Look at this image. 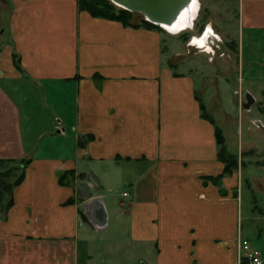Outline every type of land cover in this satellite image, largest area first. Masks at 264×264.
Segmentation results:
<instances>
[{
    "label": "crops",
    "instance_id": "1",
    "mask_svg": "<svg viewBox=\"0 0 264 264\" xmlns=\"http://www.w3.org/2000/svg\"><path fill=\"white\" fill-rule=\"evenodd\" d=\"M200 1L194 27L225 32L241 73L264 66V0ZM0 6V160L25 163L0 211V264H236L237 170L223 175L216 123L164 30L75 0Z\"/></svg>",
    "mask_w": 264,
    "mask_h": 264
},
{
    "label": "rangeland",
    "instance_id": "2",
    "mask_svg": "<svg viewBox=\"0 0 264 264\" xmlns=\"http://www.w3.org/2000/svg\"><path fill=\"white\" fill-rule=\"evenodd\" d=\"M197 1L199 10H204L205 6L201 4L200 0ZM2 14L4 15V12L0 6V30L5 28L6 22L5 18H1ZM198 15L195 17L194 24ZM132 22L136 23L137 21L133 19ZM194 24L192 28L179 34L170 35L164 30L161 35L165 45L175 46H172L174 50L170 51V56L175 52L184 54L183 60L181 57L175 58L176 60L172 57L170 59L176 65L181 66L179 71L188 72L194 76L198 92L207 105L204 113L212 118V123L213 120L215 121L216 127L217 125L220 127L228 152L234 153L239 161L240 168L237 169V179L243 199L238 219L239 232L249 237L253 243L264 246V66L252 64L250 70L249 66L243 65L241 73L240 63L236 62L234 54L236 50L233 48L232 51L228 46L229 43L226 41V34L223 31L219 32L214 29L211 31L216 36V38L211 36L207 40V43L211 41V44L209 43L207 46H211L212 54L206 52L204 50L206 48L201 49L193 46V38H196L195 45L199 41L197 37L201 36L206 27L200 31L197 26L194 27ZM230 32L235 34L233 30ZM183 33H186L187 36L181 35ZM3 39L1 36L0 44ZM218 76L221 80L217 78ZM219 80L225 81V83H219ZM247 93L254 99L249 110L242 108V104L246 102ZM29 105L30 103L26 105V108ZM33 109L38 113L37 107L34 106ZM36 145H39L41 151L45 144L42 140H36ZM20 164H23V161L6 160L0 170L8 169L10 171L13 169L10 172L13 175L10 180L14 181L20 174V170L15 168ZM66 177L65 181L73 182V178ZM81 215L86 223L98 231V226L91 222L88 205L84 206Z\"/></svg>",
    "mask_w": 264,
    "mask_h": 264
},
{
    "label": "trees",
    "instance_id": "3",
    "mask_svg": "<svg viewBox=\"0 0 264 264\" xmlns=\"http://www.w3.org/2000/svg\"><path fill=\"white\" fill-rule=\"evenodd\" d=\"M77 3V7L79 10L86 11L93 17L103 18L114 20L122 23L125 26L131 27H145L148 29H159L158 26H155L147 21H145L142 17H139L138 14L128 12L121 8L113 5L109 0H75ZM135 19L137 22L134 23L132 20ZM203 30L202 28L200 31ZM17 66V64H16ZM205 117V113H204ZM210 118V117H209ZM211 119V118H210ZM212 121V119H211ZM215 136L216 142L219 146L218 158L220 162L224 165L223 175H232V173L238 169L239 161L234 154L229 153L224 146V138L221 134L219 128L215 127ZM6 161V160H5ZM4 160H0V168L1 165L5 162ZM24 168L25 163L20 164L19 167L15 169L20 170V174L16 176L14 181H11L13 169L10 171L0 170V211L4 212L8 210L11 206V193L14 187L19 185L24 179ZM67 174L60 175L58 177L59 183H65Z\"/></svg>",
    "mask_w": 264,
    "mask_h": 264
},
{
    "label": "water",
    "instance_id": "4",
    "mask_svg": "<svg viewBox=\"0 0 264 264\" xmlns=\"http://www.w3.org/2000/svg\"><path fill=\"white\" fill-rule=\"evenodd\" d=\"M128 12L140 15L145 21L159 27L175 26L182 13L193 4V0H109ZM254 103L247 93L242 108L249 110Z\"/></svg>",
    "mask_w": 264,
    "mask_h": 264
},
{
    "label": "built area",
    "instance_id": "5",
    "mask_svg": "<svg viewBox=\"0 0 264 264\" xmlns=\"http://www.w3.org/2000/svg\"><path fill=\"white\" fill-rule=\"evenodd\" d=\"M206 31H207V27L202 32L201 36H203L206 33ZM212 35H214V33ZM209 43H207L206 41V44H209ZM190 44H191V41H190ZM236 264H264V246H259L253 243V241H251L250 238L239 236L237 239V263Z\"/></svg>",
    "mask_w": 264,
    "mask_h": 264
},
{
    "label": "bare ground",
    "instance_id": "6",
    "mask_svg": "<svg viewBox=\"0 0 264 264\" xmlns=\"http://www.w3.org/2000/svg\"><path fill=\"white\" fill-rule=\"evenodd\" d=\"M193 4H191L189 8H187L183 13L182 15L179 17L178 19V22L175 26H171V27H167V26H163L161 27L163 30H165L166 32H168L169 34H179L185 30H188L190 28H192L193 24H194V20H195V17H197L198 15V10H199V5H198V1L197 0H193L192 1ZM113 4V3H112ZM114 5V4H113ZM116 7L120 8L119 6L115 5ZM212 31V30H211ZM214 37L216 38V36L212 35V33L210 34L209 37ZM203 37V36H201ZM197 37L198 40L201 39ZM196 38H193L192 40V45L193 46H196L197 48H206L204 49L206 52H209L207 51V49H209L210 47L207 46V44L205 43V45L203 47H198V45H194V40ZM208 40V39H207ZM206 40V41H207ZM199 44V43H198ZM211 49V48H210ZM211 53V52H210Z\"/></svg>",
    "mask_w": 264,
    "mask_h": 264
},
{
    "label": "clouds",
    "instance_id": "7",
    "mask_svg": "<svg viewBox=\"0 0 264 264\" xmlns=\"http://www.w3.org/2000/svg\"><path fill=\"white\" fill-rule=\"evenodd\" d=\"M208 30L211 31V26L210 25L208 26ZM217 39H218V37H217ZM201 47H203V44H201ZM207 51L211 52L212 50L209 48V49H207Z\"/></svg>",
    "mask_w": 264,
    "mask_h": 264
}]
</instances>
